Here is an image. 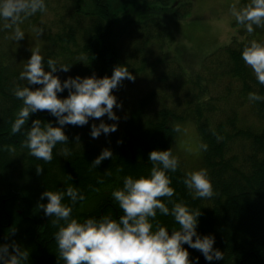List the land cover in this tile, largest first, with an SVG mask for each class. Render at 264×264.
<instances>
[{"label": "trees", "instance_id": "trees-1", "mask_svg": "<svg viewBox=\"0 0 264 264\" xmlns=\"http://www.w3.org/2000/svg\"><path fill=\"white\" fill-rule=\"evenodd\" d=\"M46 2V10L28 17L22 27L24 31L42 27L45 61L52 57L70 65L68 71L57 67L55 74L62 82L77 75L110 76L119 64H125L135 80L125 78L112 90L122 103L114 106L118 121L105 114L84 125L65 124L69 141L58 142L51 161L41 160L24 146L26 130L36 118L54 125L58 118L47 109L37 110L20 132L11 131L23 105L14 89L27 81L19 75L25 63L7 43L12 30L0 27V245H9L10 251L14 243L27 247L29 264H63L55 240L58 226L39 207L48 199L41 193L72 185L85 196L73 206V215L119 218L123 210L112 197L113 189L123 185L127 174L150 171L151 150L170 147L180 160L177 170L170 172L176 190L172 199L200 209L198 232L214 235V247L224 252L223 258L208 261L185 243L190 257L198 256V264H264V101L253 103L247 96L249 91L264 94V85L242 58L240 37L247 36L246 31L238 27L228 45L209 55L195 75H188L168 55L173 38L163 21L166 12L182 16L178 10L182 0ZM257 35L264 37V29L257 28ZM68 94V88L58 92L61 97ZM101 120L118 127L94 138L92 124ZM182 122L196 126L202 153L195 169H209L215 189L210 198L193 199L184 184L188 169L178 145ZM105 147L113 156L93 166ZM38 165L43 166L39 173ZM64 199L70 203V198ZM156 219L169 231L179 227L172 216L159 211Z\"/></svg>", "mask_w": 264, "mask_h": 264}, {"label": "clouds", "instance_id": "clouds-1", "mask_svg": "<svg viewBox=\"0 0 264 264\" xmlns=\"http://www.w3.org/2000/svg\"><path fill=\"white\" fill-rule=\"evenodd\" d=\"M46 8V0H0V27L11 29L12 39L18 41L25 36L23 22ZM229 14L248 34L240 37L241 55L259 84L264 85V37L257 35V28L264 29V0H231ZM34 31L40 35L43 28L34 26ZM31 53L19 74L27 83L14 89L23 105L16 113L11 131L20 132L30 113L37 110L47 109L58 118L55 125L40 118L32 120L24 139V146L31 155L51 161L58 142L69 141L65 124L84 125L90 118L105 114L113 121L119 120L114 106L122 107V103H118L112 90L125 78L135 80V75L125 64L115 66L110 76L93 73L68 77L62 82L55 74L57 67L68 71L69 64L58 63L52 57L45 61L39 45L32 47ZM33 84L42 86H29ZM65 88L69 89V94L59 96L58 92ZM247 96L253 103L264 101V94L258 91H249ZM117 127L115 122L109 124L101 120L99 124H92L91 135L99 137L101 132L107 134ZM9 150L15 151L14 146H9ZM112 156V150L105 147L92 164L96 167ZM148 159L152 161V167L147 174H127L123 177V185L112 191L114 201L123 210L119 218L110 214L85 218L73 215V206L85 196L72 185L66 190L47 188L41 193L48 199L39 207L53 217L52 223L58 226L55 240L63 264H198L199 257H190L185 243L200 250L208 261L223 258L224 252L214 247L215 236L198 232L200 209L182 199H172L176 190L170 172L179 167V157L169 147L151 150ZM41 171L43 166L38 165L37 172ZM183 181L193 199L210 198L215 194L207 167L188 171ZM65 196L70 198V203L65 201ZM162 197L169 199L166 201ZM158 211L172 216L179 227L173 226L169 231L167 225L156 219ZM12 248L14 251H10L7 244L0 245V264H29L27 247L14 243Z\"/></svg>", "mask_w": 264, "mask_h": 264}, {"label": "rangeland", "instance_id": "rangeland-1", "mask_svg": "<svg viewBox=\"0 0 264 264\" xmlns=\"http://www.w3.org/2000/svg\"><path fill=\"white\" fill-rule=\"evenodd\" d=\"M185 1L182 0L178 6L182 16L175 18L171 12H166L163 21L173 38L167 46L168 55L174 62L179 61L188 75H195L209 55L230 43L238 26L229 14L231 0H189V4ZM7 43L19 60L26 63L32 54L31 48L40 46L41 38L35 31H25L22 39L11 38ZM178 145L188 171L194 170L202 153L194 123L182 122L179 125Z\"/></svg>", "mask_w": 264, "mask_h": 264}]
</instances>
